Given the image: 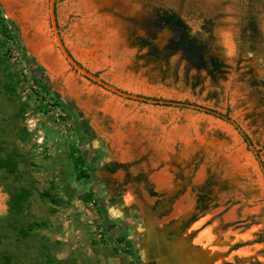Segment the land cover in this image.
<instances>
[{"label":"rangeland","instance_id":"374dc122","mask_svg":"<svg viewBox=\"0 0 264 264\" xmlns=\"http://www.w3.org/2000/svg\"><path fill=\"white\" fill-rule=\"evenodd\" d=\"M55 16L88 72L126 93L227 114L264 170V0H55ZM0 17V157L16 162L0 170V264H145L107 229L95 196L104 181L137 231L167 235L182 219L196 264H264V171L233 125L80 75L54 42L48 0H0ZM89 149L109 170L76 164ZM21 187L31 195L17 213ZM167 197L165 211L146 212Z\"/></svg>","mask_w":264,"mask_h":264},{"label":"water","instance_id":"95a60500","mask_svg":"<svg viewBox=\"0 0 264 264\" xmlns=\"http://www.w3.org/2000/svg\"><path fill=\"white\" fill-rule=\"evenodd\" d=\"M48 14L50 28L53 34L54 42L58 47L61 55L67 61V63L80 75L86 79L100 85L104 89H107L121 97L152 103L160 105H172V106H182L186 108H192L208 113V109L191 104H185L174 101H164L158 99H149L146 97H141L138 95H133L130 93L123 92L117 88H114L104 81L100 80L98 77L88 72L82 66H80L68 53L65 48L58 32V27L56 23L55 16V0H48ZM52 84L56 85V82ZM249 146V145H248ZM253 154L255 155V150L253 146H249ZM263 170V167H261ZM170 197H167L162 202L155 205L152 209L146 208V212L150 213H161L165 211L170 206ZM182 219H177L176 221L170 223L169 225H164L163 230L167 232V235H163V231L155 227H150L149 224L142 226L139 229V233H143V237L140 240V254H143L145 259V264H196L198 259L192 258V254L189 252L192 248L189 245L188 239L182 238L181 233L183 229Z\"/></svg>","mask_w":264,"mask_h":264},{"label":"flooded vegetation","instance_id":"af4514ba","mask_svg":"<svg viewBox=\"0 0 264 264\" xmlns=\"http://www.w3.org/2000/svg\"><path fill=\"white\" fill-rule=\"evenodd\" d=\"M42 83H46L45 79H40ZM49 87L51 85H48ZM52 87V86H51ZM80 137L84 138V142H86V145L90 147L92 139L90 136L84 132L80 131ZM90 151V149H89ZM89 153H87L85 160V165L95 169L99 167L103 170H109L107 164H104V161L106 160V156L103 151L99 149H92ZM102 165V166H101ZM111 173V170H110ZM102 190L96 191L95 196L97 199L103 201L104 203V209L106 212V215L108 217V226L107 229L109 231H113L115 238L124 237L127 243L132 247V252L135 254L136 250L140 252V249L138 247V238H139V232L136 229V216L131 214V211L124 209L123 212L121 208H125L124 206L120 207V200H119V193L117 189L112 190V186H110L106 181H104V184H102ZM107 205L109 208L114 209V215L110 214V209L107 208ZM140 257V255H138Z\"/></svg>","mask_w":264,"mask_h":264},{"label":"trees","instance_id":"16d2710c","mask_svg":"<svg viewBox=\"0 0 264 264\" xmlns=\"http://www.w3.org/2000/svg\"><path fill=\"white\" fill-rule=\"evenodd\" d=\"M2 18L0 17V20ZM10 38L12 37L11 35H8ZM13 40V39H12ZM26 60H28L27 57H25ZM33 82L39 87L40 91L44 94V95H49L50 93V88L46 83H42L41 80H39L36 77H33ZM185 103V102H184ZM209 110V109H208ZM208 114H211L215 117L220 118L221 120L231 124L234 126V128L238 131V133L241 135V137L243 138L244 142H246V144H248L249 146H253L252 141L250 140V138L240 129V127L234 122L232 121L227 114H221L218 113L214 110H209ZM80 132V129L78 130ZM255 157L256 159L260 162L259 156L257 151H255ZM81 164L82 166H85V161L84 159H77L76 164ZM263 163L260 162V167H262ZM0 170H4L8 173H13L16 170V162L11 159V158H1L0 157ZM85 176V175H84ZM31 192L26 189V188H19L18 192L12 196V207L14 209V211H16L17 213H19L22 209V204L30 197ZM86 201H90V197H87L85 199ZM114 240H117L119 242H123L125 240L124 237H121L119 239H116L115 237L113 238ZM129 252L132 253V250H130Z\"/></svg>","mask_w":264,"mask_h":264}]
</instances>
